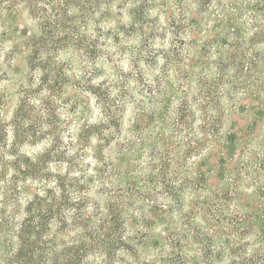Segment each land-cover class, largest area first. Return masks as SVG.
<instances>
[{"label":"trees","instance_id":"trees-1","mask_svg":"<svg viewBox=\"0 0 264 264\" xmlns=\"http://www.w3.org/2000/svg\"><path fill=\"white\" fill-rule=\"evenodd\" d=\"M204 5L191 18L187 0H0V264H264V0H208L198 45ZM23 10L34 31L18 28ZM120 35L135 38L127 68L111 53ZM50 43L53 66L66 49L107 68L73 84L67 120ZM192 56L208 66V101L184 87ZM17 75L14 96L3 83Z\"/></svg>","mask_w":264,"mask_h":264},{"label":"rangeland","instance_id":"rangeland-1","mask_svg":"<svg viewBox=\"0 0 264 264\" xmlns=\"http://www.w3.org/2000/svg\"><path fill=\"white\" fill-rule=\"evenodd\" d=\"M124 1V0H122ZM200 1H205L206 5H204V9H203V13L200 14V16H197V21H198V27L195 29V31H193L192 33V38H194V40L192 42H196L198 45H201L203 42V40L208 41V0H187V3L189 4L190 8H191V13H189V16H191V18L194 17L195 13V6L196 4H198V2ZM156 10L153 11V13H151V18L152 19H156L157 18V14L160 13V8L158 6V8H155ZM193 10V11H192ZM158 12V13H157ZM183 12L184 10H181L180 13ZM196 16V15H195ZM117 18L119 19V17L117 16ZM51 20H53L51 18ZM125 21L128 22L125 18ZM190 21V20H189ZM18 28L19 29H23V28H27L28 31H34L36 29V24L35 22L30 18L28 12L26 10H23L19 13V18H18ZM110 23H106L103 26L105 28H107V26H109ZM93 30L95 31V29L93 28ZM118 32V31H117ZM119 33V32H118ZM159 33H161V30H159ZM65 34H62V32H58V33H54L53 36L56 37L55 40H59L61 39ZM90 44L94 45V43L97 41L98 38V33H90ZM159 36V35H158ZM168 42H170L171 38H167ZM119 40H120V49L117 48H111V53L114 56V60L116 62H120V65L123 68H127L130 64V53L132 51H134L135 48V38H129L128 36H123L120 35L119 36ZM55 42V41H54ZM173 42L175 43V45L183 50V56H187L188 52L187 50L185 51L184 48L182 47L183 45V41L181 40V38H177L176 40L174 39ZM56 43H50L48 45V49L51 51V57H50V64L47 65L45 68L47 69L48 66L51 65V70L52 69H58V70H63V75L58 76L55 74H49V80H53L54 82L58 80V84L60 86L61 89H56L57 91H54L55 93H57L58 95H60L59 97L56 96L53 92H51V90H48L46 86H43V91L41 94V96H46L48 94H54V96H56L57 99V103L54 102L53 104H55L58 107V116H60L61 120H67L72 118V113L69 112V106L70 105V97L73 98V100H75L74 95H76L79 91H76L77 87H74V83L79 82L80 77L83 75V73L85 71H92V70H106V65L103 64L102 61H98L96 65H90L88 67H86L85 65H83L81 63V61L72 53H69L66 49L62 52L59 53V57L57 58L56 61V65L53 66L52 65V58L54 57V53L56 52V48H59V46ZM115 46V45H114ZM156 47H160V46H168V43L166 42H162V38L158 39L157 43H155ZM91 50H93V47H91ZM121 50V53H120ZM126 53L125 56H123V54ZM192 63H196L197 66L194 67V77L190 78V82L191 83H184V87H187L186 90L188 91L189 97L191 98L192 101H208V97L201 95V85L200 83H204L203 84V88H206L205 92H207L208 95V66H204L201 65L202 60H198L195 59L194 56H192ZM27 68L23 69L22 66V71L24 72V74H26ZM71 69V71H70ZM32 82L30 79V82H24V86L23 88H25L26 90H28V95L31 93L37 95V93L34 92V90H37L39 88V78L41 76V73L35 72L32 75ZM75 78H74V77ZM23 78L22 75H17L15 77H13V79H11V81L9 80L8 82L3 83V85L8 86L12 91H13V95H17L18 91L21 90V85L20 81ZM206 78V80H205ZM70 80H71V84H70ZM198 80H201L198 82ZM63 81H66V83H63ZM68 82V83H67ZM51 84V83H50ZM49 84V85H50ZM10 85V86H9ZM207 85V86H206ZM19 86V87H17ZM52 86H55L54 83H52ZM189 86V87H188ZM54 88H57L56 86ZM21 93L23 94V92L21 91ZM214 95V94H213ZM42 98V97H41ZM245 102V101H244ZM234 119V118H233ZM232 119H227L224 122V129L228 130L230 129L231 125H232ZM238 125L243 126L244 124H246L247 120L245 119V114L240 115L238 118H236ZM259 144L254 143L252 145H249L246 147V149L249 152L255 153L257 151L260 150V145ZM230 167V166H229ZM244 171V176L248 175V168L247 170L243 168ZM264 183V180H262ZM248 183V184H247ZM247 183H245V185L243 186L244 189L249 190V188L251 187V183L247 181ZM199 227V228H198ZM203 228H205L206 232H207V236H208V224L207 225H203ZM192 228H194L195 231L200 229L199 223H197L196 229L193 226ZM195 232L194 234H192L190 237L191 239L189 240V243L187 245H190V250L194 249V248H199V246L197 245L198 239H196L195 237ZM223 239V238H222ZM239 241V240H238ZM206 242V241H205ZM224 242V240H223ZM196 244V245H195ZM225 254L230 255V251H225ZM203 256L208 258V248H206V252L205 254H203ZM144 258H146V256H144ZM201 260H203V258H201Z\"/></svg>","mask_w":264,"mask_h":264}]
</instances>
